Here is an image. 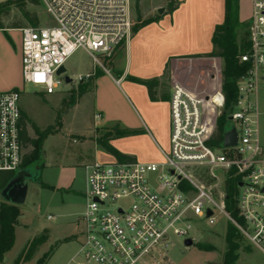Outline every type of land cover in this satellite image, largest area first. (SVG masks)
<instances>
[{
  "label": "built area",
  "instance_id": "built-area-1",
  "mask_svg": "<svg viewBox=\"0 0 264 264\" xmlns=\"http://www.w3.org/2000/svg\"><path fill=\"white\" fill-rule=\"evenodd\" d=\"M40 1L52 25L18 29L21 75L24 84L43 87L48 95L61 85L56 73L76 50L98 63L95 55L109 59L132 37V0ZM246 41L248 47L238 57L246 68L236 82L237 99L221 114L225 124L234 123L236 145L213 143L217 123L209 110L225 108L222 90L195 96L171 83L169 150L162 152L160 165L95 160L83 167L79 248L66 264H167L174 239L192 240L194 219L212 226L220 216L264 254V213L259 211L264 208V159L257 105L264 71V0H251ZM19 98V90L0 92V172L22 168ZM228 181L234 189L230 211Z\"/></svg>",
  "mask_w": 264,
  "mask_h": 264
},
{
  "label": "rangeland",
  "instance_id": "rangeland-1",
  "mask_svg": "<svg viewBox=\"0 0 264 264\" xmlns=\"http://www.w3.org/2000/svg\"><path fill=\"white\" fill-rule=\"evenodd\" d=\"M5 2L6 4L0 8V30L28 26L31 25L29 20L34 19L37 20L38 25H52L51 18L45 13L40 0H14L13 3L5 0ZM158 3L164 6L160 8H163L165 12L170 5L178 4L177 0H132L135 25L138 23V16L141 21L151 19H145L147 17L144 16ZM23 13H27L28 18L24 17ZM250 17L251 0H237L235 34L239 52L242 51L241 40L245 32L242 25L248 24ZM19 36L17 31L0 32V38L9 46L0 40V56H2L0 58L4 56V59H9L11 54L19 53ZM115 57L116 54L109 59L95 55L98 61L96 63L83 49L76 50L64 64L66 75L72 83L66 85L63 76L56 78L61 81V85L49 95L43 87L24 84L20 70V86L17 90L20 91L19 107L26 123L27 135L35 139L36 134L49 133L43 140L40 150L38 163L41 167L34 162H29L25 166L32 178L25 203L16 207L18 216L14 226V244L5 254L2 264H38L41 260L43 264H65L79 248L81 226L77 221L85 211V177L81 165L92 162L94 156L91 140L92 111L87 101L81 103L74 111L70 109L78 100L80 90L90 86L92 74L109 69ZM118 63L116 60L114 66ZM12 64L13 61L9 60L7 69L10 72ZM196 71L193 68L190 72L193 75L191 79L199 80L201 85L206 84L207 88L204 92L192 90V94L195 96L210 95L214 90H222L221 75L217 76L215 73L210 81L205 74L196 75ZM261 74L263 79L258 85L257 105L261 158L264 159V71ZM4 75L5 69L0 63V80ZM181 75L184 76V74ZM160 84V93L165 91L167 98L170 97L169 81L164 78ZM228 109L224 108L222 111L210 108L209 111L214 110V113L210 115V120L216 116L213 122L218 123L222 117L221 114L227 112ZM233 125L231 121L226 122L225 131L233 129ZM167 140L169 136L165 128L164 145H161L164 150L167 149ZM152 146L141 140L127 143V147L137 150L144 157L154 152ZM32 150L33 147L30 145L24 146L23 157ZM156 152L159 156L154 164L160 165L164 159L159 150ZM8 206L12 205L5 203L0 197V211L7 209ZM259 211L264 213V208ZM48 217L52 220H48ZM227 225L228 221L224 216L217 218L215 225L212 226L207 225L202 219H194L191 234L193 245L185 248L182 239H174L173 246L166 254V263L221 264L226 250ZM41 237L44 241L30 250V258L25 261L21 258L17 263L18 259L29 251L32 242ZM240 243V248L236 252L238 261L235 264H264V254L259 249L252 246L246 239L241 240Z\"/></svg>",
  "mask_w": 264,
  "mask_h": 264
},
{
  "label": "crops",
  "instance_id": "crops-1",
  "mask_svg": "<svg viewBox=\"0 0 264 264\" xmlns=\"http://www.w3.org/2000/svg\"><path fill=\"white\" fill-rule=\"evenodd\" d=\"M177 2L178 6L174 12L165 15L164 10L158 22L150 23L136 33L133 32L129 42L114 53L116 57L110 68L97 78L92 74L90 86H87L86 92L71 106L70 111H74L81 103L87 101L92 111L91 140L94 151L92 162L96 160L111 163L116 160L97 144V141L106 135L109 136V144L115 150L142 163L154 164L159 156L157 150L160 151L161 156L162 152L167 153L169 150V140L166 150L161 147L164 145L165 128L167 136L170 134L169 97L166 96L167 99L162 100L160 87L157 90L158 101L151 102L146 88L129 81V78L157 79L159 83L166 78L169 87L171 83H179L191 92L196 90V85L191 79L193 75L190 73L193 68L197 70L196 75L205 74L210 81L212 75H215L213 70L217 76L221 75L222 63L219 58L184 59L182 57L212 52L214 29L224 23L225 0H177ZM162 6L160 3L154 5V9L144 16L147 17L145 19L158 16L157 10ZM18 29L9 28L0 32H18ZM0 40L6 44L3 39ZM9 60L13 61L11 72L7 69ZM116 60L119 63L114 66ZM0 63L5 69V75L0 80V92L17 90L20 86V46L19 53L11 54L9 59H4L3 56L0 58ZM166 65H168L167 73ZM179 70L188 72L182 76L179 75ZM163 93L166 95L165 91ZM117 131L138 134L116 137ZM138 140L153 145L154 152L144 157L137 150L127 147L128 142H138ZM89 163L91 162L82 164L81 168Z\"/></svg>",
  "mask_w": 264,
  "mask_h": 264
},
{
  "label": "trees",
  "instance_id": "trees-1",
  "mask_svg": "<svg viewBox=\"0 0 264 264\" xmlns=\"http://www.w3.org/2000/svg\"><path fill=\"white\" fill-rule=\"evenodd\" d=\"M14 0H10L11 3H13ZM178 3V2H177ZM6 2L2 5H0V8H2ZM178 4L176 6L170 5L166 9V14H171L174 12L177 8ZM236 6H237V0H225V15H224V23L221 26H216L213 32L212 36V46L213 50L209 54H202V55H194V56H185L182 57L184 59H193V58H219L221 60V76H222V93L224 96L225 101V108H230L231 105L236 101L237 99V85L236 82L238 78L242 75V73L245 71L246 65L239 63V55L244 53L248 47L247 44V24H243L242 26L245 28V32L243 33L242 38V51L239 52V46L236 42V34H235V28H236ZM24 17L28 18L27 13H23ZM160 19L159 16L153 17L149 20L141 21L140 17L138 16V23L134 26L133 32L136 33L141 28L149 25L150 23H156ZM31 23V26H37L38 22L36 19L29 20ZM16 28V27H14ZM1 29V27H0ZM166 73L168 69V65H166ZM216 69V68H214ZM213 70V69H212ZM183 70H179L180 74H185L187 72H182ZM213 73H216L215 70H213ZM102 75V72L95 73V78ZM129 81L144 86L147 90V94L149 97V100L151 102L158 101L157 96L158 92L157 90L160 88V83L157 79H150V80H140L135 78H129ZM194 84L196 85V90H200L204 92L207 88V85H200L199 80H194ZM183 85V84H182ZM86 92V88L84 90H80L79 96L81 97ZM162 100L167 99L166 95L163 93L160 95ZM75 101V100H74ZM74 103V102H73ZM72 103V104H73ZM22 131H21V140L23 147L30 145L33 147V150L23 157L22 161V168H25L26 164L29 162H34L39 165L40 160V150L42 146V142L45 139L46 135L49 132H45L43 134H36V138H29L27 135V128L26 123L22 115ZM225 126V118L221 117L217 123L216 133L213 139V143L216 145H219L223 141V132ZM115 133V132H114ZM137 132H125V133H119L116 132V137H126V136H134L137 135ZM109 136H104L103 138L99 139L97 141V144L110 156L115 158L117 161H134L133 158L123 155L119 153L117 150H115L110 144ZM39 167H41L39 165ZM13 173L12 172H0V190L4 188V186L12 179ZM45 188H49L45 185H43ZM233 182L228 181L225 193L228 196V200L226 201V209L230 211L232 206V195H233ZM18 216L17 208L16 206H8L7 209H3L0 211V264L3 262L4 255L11 250L14 244V237H15V230L14 226L16 224V218ZM238 223H241V220L239 218H234ZM244 238L241 236V234L238 232L236 228H234L231 224L227 225V234H226V250L225 254L222 260L221 264H235L238 261V254L236 253L237 250L240 248V242ZM44 241V238H38L34 242H32L31 248L29 251L24 254L22 257H20L17 261V263L20 262L21 258L25 261L30 258L32 248L38 246ZM45 257V256H44ZM38 264H43V260L39 261Z\"/></svg>",
  "mask_w": 264,
  "mask_h": 264
},
{
  "label": "water",
  "instance_id": "water-1",
  "mask_svg": "<svg viewBox=\"0 0 264 264\" xmlns=\"http://www.w3.org/2000/svg\"><path fill=\"white\" fill-rule=\"evenodd\" d=\"M164 13L163 8L157 10L158 16ZM57 76H63L66 85L72 83V80L66 75L64 66L60 67L56 73ZM236 145V133L234 129L223 132L222 148H231ZM32 175L27 169L19 170L15 173L14 177L0 190V197L5 203L13 206H21L25 203L27 190L31 182ZM211 213L208 212L207 216ZM185 248H190L193 245L191 239L183 242Z\"/></svg>",
  "mask_w": 264,
  "mask_h": 264
},
{
  "label": "flooded vegetation",
  "instance_id": "flooded-vegetation-1",
  "mask_svg": "<svg viewBox=\"0 0 264 264\" xmlns=\"http://www.w3.org/2000/svg\"><path fill=\"white\" fill-rule=\"evenodd\" d=\"M23 169H25V168H20L19 170H23ZM19 170H17V171H19ZM17 171H16V172H17ZM16 172H15V173H16ZM15 173H13V177H14ZM13 177H12V178H13Z\"/></svg>",
  "mask_w": 264,
  "mask_h": 264
}]
</instances>
